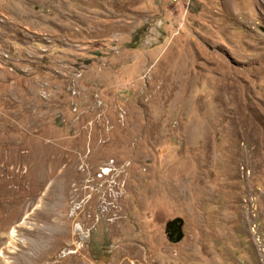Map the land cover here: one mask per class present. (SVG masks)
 Instances as JSON below:
<instances>
[{"label": "rangeland", "instance_id": "374dc122", "mask_svg": "<svg viewBox=\"0 0 264 264\" xmlns=\"http://www.w3.org/2000/svg\"><path fill=\"white\" fill-rule=\"evenodd\" d=\"M1 183L0 264H264V0H0Z\"/></svg>", "mask_w": 264, "mask_h": 264}, {"label": "bare ground", "instance_id": "6f19581e", "mask_svg": "<svg viewBox=\"0 0 264 264\" xmlns=\"http://www.w3.org/2000/svg\"><path fill=\"white\" fill-rule=\"evenodd\" d=\"M5 185H6L5 183L0 184V247L3 246L2 245L3 239H8L9 244L7 246V249L9 248V250H10V248H12L11 244L13 242L12 238L14 236V234H13L14 230L11 232H8V227L11 226V224L13 222V216L10 213V209L6 205H8V204L12 205V199L10 200V196L12 193H11V190H8V188L5 189L6 188V187H4ZM13 194H14V192H13ZM15 194H16V191H15ZM18 195H16V196H18ZM6 199H9V200H6ZM6 231L8 233L2 234ZM5 250H6V248H5ZM9 252H11V250Z\"/></svg>", "mask_w": 264, "mask_h": 264}, {"label": "water", "instance_id": "95a60500", "mask_svg": "<svg viewBox=\"0 0 264 264\" xmlns=\"http://www.w3.org/2000/svg\"><path fill=\"white\" fill-rule=\"evenodd\" d=\"M183 219L182 218H174L165 223V234L170 243H178L183 239Z\"/></svg>", "mask_w": 264, "mask_h": 264}, {"label": "trees", "instance_id": "16d2710c", "mask_svg": "<svg viewBox=\"0 0 264 264\" xmlns=\"http://www.w3.org/2000/svg\"><path fill=\"white\" fill-rule=\"evenodd\" d=\"M136 42H134V46H135Z\"/></svg>", "mask_w": 264, "mask_h": 264}]
</instances>
